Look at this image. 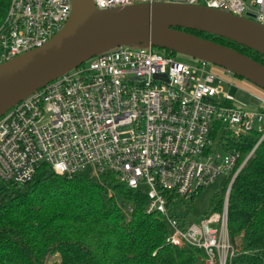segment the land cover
Segmentation results:
<instances>
[{
    "label": "built area",
    "instance_id": "2783aa9c",
    "mask_svg": "<svg viewBox=\"0 0 264 264\" xmlns=\"http://www.w3.org/2000/svg\"><path fill=\"white\" fill-rule=\"evenodd\" d=\"M93 1L98 10L155 3L206 6L264 26V0ZM71 14L72 0H0V65L42 48ZM204 64L178 62L148 44L124 46L49 83L0 117V185L22 188L43 165L68 178L93 167L147 195L146 213L164 219L167 244L202 250L199 264H235L229 195L264 140V100L260 110L238 109L216 86L222 78ZM253 132L260 139L238 165L240 152L222 137ZM223 174L230 177L221 212L193 222L179 207L169 211L170 197L194 199ZM128 205L129 215L133 206Z\"/></svg>",
    "mask_w": 264,
    "mask_h": 264
},
{
    "label": "trees",
    "instance_id": "16d2710c",
    "mask_svg": "<svg viewBox=\"0 0 264 264\" xmlns=\"http://www.w3.org/2000/svg\"><path fill=\"white\" fill-rule=\"evenodd\" d=\"M179 30H184L178 28ZM230 47L264 65V56L225 38L185 30ZM163 55H177L157 49ZM240 79V78H239ZM242 79V78H241ZM253 132L228 146L240 152L242 164L260 139ZM223 138V137H222ZM46 172L40 175V171ZM28 185H0V264H199L204 252L167 244L164 219L146 213L147 195L103 174L106 184L78 174H56L43 165ZM226 188L212 200L210 213L221 212ZM111 186L112 195L108 196ZM133 212H125L126 205ZM192 200L168 199L176 212ZM185 221L187 219H184ZM229 236L236 264H264V140L233 182L229 195Z\"/></svg>",
    "mask_w": 264,
    "mask_h": 264
},
{
    "label": "water",
    "instance_id": "95a60500",
    "mask_svg": "<svg viewBox=\"0 0 264 264\" xmlns=\"http://www.w3.org/2000/svg\"><path fill=\"white\" fill-rule=\"evenodd\" d=\"M185 30L213 34L264 56V26L249 18L206 6L155 3L98 10L93 0H72L70 19L48 43L0 65V117L90 59L141 44L210 63L264 91V65Z\"/></svg>",
    "mask_w": 264,
    "mask_h": 264
},
{
    "label": "rangeland",
    "instance_id": "374dc122",
    "mask_svg": "<svg viewBox=\"0 0 264 264\" xmlns=\"http://www.w3.org/2000/svg\"><path fill=\"white\" fill-rule=\"evenodd\" d=\"M154 51L162 54V52H159L157 48H154ZM175 59L178 62L189 64L194 67H203V61L186 55L177 54L175 56ZM87 65L88 62L84 64V66ZM204 67L208 71L221 72L227 78L231 79L230 81L226 79L218 80L216 86H221L223 95L230 96L231 98H233V104L235 107H237L238 109L250 111H257L262 108L264 100V91L258 88L256 85L252 84L251 82L247 83L246 80L241 78L239 79L233 73L223 68L214 66L210 63L206 62L204 64ZM246 84L249 86H247ZM230 138L235 141L238 140L234 138L232 134L225 133L223 135V142L228 144ZM215 150L220 151L223 155L226 154V151L224 149L219 148L217 145H215ZM45 173L46 172H44L43 170L40 171L41 176ZM82 174L85 177L92 179L98 184H106L105 177L102 174H97L96 170L93 167H87L82 172ZM229 177L230 174L221 175L214 184L204 188L199 194L194 197L191 206L189 204H184L182 208H180L179 213L182 216H187L188 219L193 222H199L203 217L210 213V206L212 204V200L218 193L222 192L226 188ZM108 188V196H110L112 195V187L109 185ZM120 203L126 205L124 199H121ZM128 206L129 205H126V207ZM57 259L58 257L54 258L50 263L54 264V261Z\"/></svg>",
    "mask_w": 264,
    "mask_h": 264
},
{
    "label": "crops",
    "instance_id": "0c3cea01",
    "mask_svg": "<svg viewBox=\"0 0 264 264\" xmlns=\"http://www.w3.org/2000/svg\"><path fill=\"white\" fill-rule=\"evenodd\" d=\"M213 72H215L218 76H220L222 79H226V80H228V81H230L231 79H229V78H227L223 73H221V72H216V71H213ZM248 83V82H247ZM247 85V84H246ZM247 86H249V85H247Z\"/></svg>",
    "mask_w": 264,
    "mask_h": 264
}]
</instances>
